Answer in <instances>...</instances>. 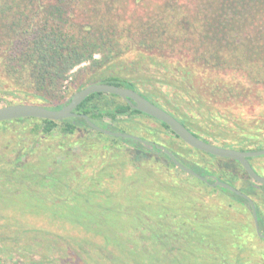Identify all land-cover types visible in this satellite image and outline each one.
I'll use <instances>...</instances> for the list:
<instances>
[{"label": "trees", "instance_id": "1", "mask_svg": "<svg viewBox=\"0 0 264 264\" xmlns=\"http://www.w3.org/2000/svg\"><path fill=\"white\" fill-rule=\"evenodd\" d=\"M84 63H88L90 71L87 82L134 88L174 114L201 138L240 150L264 148V0H0V101L11 96L18 102L42 104L43 100L62 97L57 105H47L60 108L68 101L67 94H61L66 81ZM83 87L85 84L74 93ZM75 111L87 114L101 127L122 132H127L126 122L133 123L138 117L153 118L180 139L185 153L193 156L169 149L185 165L208 176L205 182L187 173L188 186L192 188L198 183L200 189L216 196L203 212L196 209L194 220L187 214L181 217L183 223L191 221L194 233L199 231L201 239L209 237L211 228L221 229L223 221L235 229L238 225L255 229L248 200L212 185V176L236 186L254 200L264 232V184L252 180L239 161L188 145L167 123L134 109L116 94L95 92ZM0 123H16L22 133L28 128L36 143L55 135H78L75 142L83 145H88L91 138L112 141L117 151L111 166L126 164L121 159L122 148L133 165L136 159L143 158L142 164L135 165L128 174L132 179L133 203L139 200L140 192L147 197L143 203L151 197L163 198L159 188L181 198L182 188L167 179V168L186 172L157 147L163 144L151 135L132 132L154 144L153 150L138 140L95 130L83 116L59 121L21 118ZM151 130L152 133L158 128ZM6 153L0 154V173L15 178L23 194L14 198L16 203L12 205L2 203L4 213L15 212L18 219L9 217L11 224L17 226L7 231L9 234L0 231V252L11 255L12 249L19 248L27 254L37 250L41 255L37 262L0 259V264H55L42 249L50 251L60 247V243L66 245L61 246V251L74 250L88 264H141L123 235L119 238L127 223L107 220L109 210L120 209L128 202L127 197L119 200V190L109 192L108 187L102 188L99 179L103 180V175L111 171L104 169L97 183L83 191L67 187V179L55 188L49 179L65 172L61 168L48 171L43 155L38 164L25 161L9 169ZM254 158H250L252 163ZM26 180L31 187L24 185ZM48 186L58 196L75 192L78 197H58L59 201L50 202L42 190ZM80 196L93 206L94 214L72 208L73 203L81 201ZM187 198V202L179 203H184L189 212L198 199L196 195ZM113 199L117 203L112 205ZM61 200L65 205L57 204ZM240 214H248L252 223L250 218L240 220ZM36 221L60 224L65 232L31 228V222ZM67 231L78 234H65ZM203 240L199 242L207 243ZM210 241L214 247V240ZM227 260L220 257L214 261L234 264Z\"/></svg>", "mask_w": 264, "mask_h": 264}, {"label": "rangeland", "instance_id": "2", "mask_svg": "<svg viewBox=\"0 0 264 264\" xmlns=\"http://www.w3.org/2000/svg\"><path fill=\"white\" fill-rule=\"evenodd\" d=\"M87 67L88 63H84L74 70L75 73L66 81L61 94L66 93L69 98L78 86L95 83L87 82V77L90 73ZM9 101L18 103L19 100L13 99L11 96L2 97L0 106L9 104ZM61 101L62 97H57L41 102L42 105L52 106L57 105ZM134 121L133 123H124V127H127V132L132 133L135 131L136 133L151 135L158 142L166 147L168 146V148L172 147L180 151L186 157L194 155L193 153H185L183 149L185 145L181 143L180 139L160 126L159 121L149 117H138ZM131 125L136 127L134 129L129 128L132 127ZM18 126L16 123H8L7 125L0 123V154L7 152L6 164L10 165L9 169L13 168V165H19L25 161L38 164L41 160L40 156L43 155L48 171L61 168L65 172L61 173L59 177L53 175L54 178L49 179L53 187H58V182L67 179V187L80 191L92 186L93 183L96 184L104 169L111 171V174L107 176L103 175V180L99 179L103 183L102 188L108 187L109 192L111 190H119V194L122 196L119 197V200L127 197L128 202L120 209L109 210L107 220L111 223L116 221L117 224L121 225L127 223L124 225V230L118 234L119 238L123 235L126 245L131 248L132 253L136 254L141 264H217L214 260L218 261L220 257H226L228 259L227 262L232 261L234 264H264V240L260 236H257L256 229L252 227L244 229L238 225V228L235 229L229 227L231 225L223 221L222 223L219 222L221 223V229L215 230L211 228L209 231L205 230L208 231L209 237H205L204 240L201 239L199 231L194 233V226L189 223L195 219L193 214L197 210L203 212L207 204L214 202L213 199L216 200V196L200 189L202 186L198 183L192 186V188L189 187L187 173H182L179 169L167 168V179L173 185L178 184L182 188L181 198L179 196L174 197L170 190L165 189V192H163L162 188H159V196L163 198L156 199V197H151L145 199V204L143 203V199L147 198L144 197L145 192L139 193V190H136L139 193L137 194L139 200L137 199L138 201L133 203L130 200L134 198L132 191H130L133 186L132 179L128 177V174L131 169H135V165L142 164L143 158L136 159L135 165H133L128 161V152L122 148L120 149L122 150L121 159L126 160V164H119L118 167H114L111 166V163L116 160L114 152L117 151V146L112 141L99 142L91 138L88 140V145H83L75 142L76 138H79L78 135H55L42 138V140L36 143L35 137L31 132L29 133L28 128L22 133L17 129ZM153 128H158V130L151 133V129ZM91 142L93 143L91 144ZM146 163L149 164V162ZM252 165L259 174L264 175V155L256 156ZM3 174L0 173V231L5 230L9 234L7 231H11L17 227L11 224L9 217H16L17 219L18 217L15 212L9 211L5 214L3 211L5 207L2 206V203L12 205L16 203L14 198H19L20 194L23 193H20L21 185L15 182V178L11 177V175L5 176ZM112 175L113 177H111ZM5 180L7 181L4 183ZM30 183L28 180L24 181V185L29 187H31ZM32 189L38 190L34 186H32ZM42 190L50 202H56L58 197L59 199H74L78 197L75 192L70 195L66 192L58 196L57 192H55L56 190H53L50 186ZM190 195H196L198 201H196L195 206L190 207L191 211L188 212L187 209H184V203L179 202L180 200H186L187 202L189 198L185 199V197ZM116 200L113 199V202L110 204H116ZM57 204L65 205V202L61 200ZM72 208L77 211L81 209L85 213H95L93 206L83 200L82 197L80 202L72 204ZM177 208H179L178 211ZM186 214L191 218V221H188L187 224L183 223L181 219L182 215ZM240 216V220L250 218L248 214H240ZM219 218L224 220L222 216H219ZM249 220L252 223V219L250 218ZM31 223V228L38 226L50 232H65L63 229H60V224H45L40 221ZM65 234L71 233L67 231ZM75 234L78 233L75 232L71 235ZM0 239H3L2 234L0 235ZM210 239L214 240L212 242L215 243L214 247H211ZM200 240L207 241V243L199 242ZM80 243L83 244V241L81 240ZM1 245L2 240H0ZM58 245L60 247L51 249L50 251L42 249V252L49 253V259L55 264H88L83 260L84 257L74 250L67 249L66 251H61V246L66 247L65 243ZM18 249H12L11 255L0 252L1 261H39L41 254L37 250L27 254V252L19 251Z\"/></svg>", "mask_w": 264, "mask_h": 264}, {"label": "water", "instance_id": "3", "mask_svg": "<svg viewBox=\"0 0 264 264\" xmlns=\"http://www.w3.org/2000/svg\"><path fill=\"white\" fill-rule=\"evenodd\" d=\"M95 92H104L121 96L134 109L140 110L160 121L167 123L170 129L175 132V134H177L188 145L215 156L227 157L239 161L248 176L252 180L257 183L264 184V175L259 174L250 161V158L252 157L264 155V148L255 150H240L237 148L224 147L215 144L211 141H208L204 138H201L196 135L193 131H191L185 124H183L174 114H172L162 106L158 105L154 101L150 100L134 88L104 82L91 83L86 85L82 89L76 91L71 97L68 98V101L65 105L57 109L49 108L45 105L33 102H18L5 104L0 106V122L11 121L21 118H39L59 121L68 117L83 116L87 120L89 125L95 130L112 136L138 140L142 142V144L148 149L153 150L154 144H152L149 140H146L143 137L134 133L115 131L110 128L101 127L94 123L87 114H80L75 111L77 106L85 98ZM157 147L164 151L166 154H168V156L176 164L177 167L181 168L186 173L192 176H195L205 182H208V176L202 175L199 172L195 171L193 168L185 165L169 148L164 145H157ZM212 177L214 179L212 185H219L224 188H227L237 194H240L248 200V207L253 214L256 232L258 236L264 238V232L261 230L260 227L259 216L254 200L249 195L239 190V188H237L236 186L228 182L222 181L216 176Z\"/></svg>", "mask_w": 264, "mask_h": 264}]
</instances>
